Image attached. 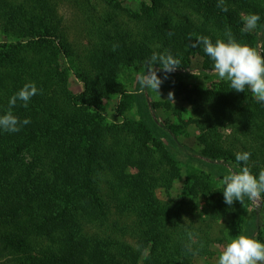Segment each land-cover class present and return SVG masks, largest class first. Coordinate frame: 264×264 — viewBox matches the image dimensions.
<instances>
[{
	"label": "trees",
	"instance_id": "trees-1",
	"mask_svg": "<svg viewBox=\"0 0 264 264\" xmlns=\"http://www.w3.org/2000/svg\"><path fill=\"white\" fill-rule=\"evenodd\" d=\"M102 1L110 10L93 21L82 54L64 32L57 0H0V115L25 83L43 89L26 108L19 100L13 108L29 124L16 133L0 129V264H195L198 256L215 255L219 222H227L219 236L226 246L248 235L254 220L244 224L247 197L227 205L223 179L172 152L147 126L139 77L153 52L166 49L181 59L179 68H214L202 47H190V36L215 41L230 28L238 42L255 47L264 0H225L227 12L217 0H143L137 10L124 0ZM248 14L260 20L242 32ZM127 71L128 87L121 82ZM203 75L219 83L162 84L185 106L150 90L152 125L166 139L216 158L236 162V153L250 152L258 175L264 103L248 88L236 92L229 81ZM72 76L80 91L71 89ZM188 232L197 241L191 251ZM257 239L264 242V224Z\"/></svg>",
	"mask_w": 264,
	"mask_h": 264
},
{
	"label": "clouds",
	"instance_id": "clouds-1",
	"mask_svg": "<svg viewBox=\"0 0 264 264\" xmlns=\"http://www.w3.org/2000/svg\"><path fill=\"white\" fill-rule=\"evenodd\" d=\"M217 7L227 12L228 7L225 0H217ZM242 32H249L256 28L260 20L258 14L242 15ZM173 33L169 32V36ZM225 39L213 41L208 36H196L195 40L190 36V47H202L203 51L214 61V72L221 80L230 82V88L236 92H243L250 89L258 103H264V52L256 47L241 44L238 42L231 29L224 33ZM119 47L113 44L112 51ZM146 74L139 77L141 90H151L160 94L161 86L169 75L175 72L181 65V59L174 56L170 50L163 53L153 52L150 58L145 61ZM159 65V67H157ZM163 72V76L159 73ZM192 74L199 76L197 72ZM43 89L38 88L35 82H28L23 85L8 102V109L5 114L0 115V129L8 133H16L29 124L30 118L21 120L13 113L17 101H21L23 107H27L31 98L42 94ZM167 99L174 101V93L169 92ZM250 152H238L235 160L241 165L239 170H232L223 177L224 202L232 206L234 202L244 203L245 197L257 204V207L264 205V169L258 175L254 174L249 167ZM190 241L187 248L192 250V245L197 241L192 232H188ZM199 247H203L200 243ZM217 264H264V242L251 235L240 234L231 239L223 248Z\"/></svg>",
	"mask_w": 264,
	"mask_h": 264
},
{
	"label": "rangeland",
	"instance_id": "rangeland-1",
	"mask_svg": "<svg viewBox=\"0 0 264 264\" xmlns=\"http://www.w3.org/2000/svg\"><path fill=\"white\" fill-rule=\"evenodd\" d=\"M58 1V10L60 15L63 18V29L65 34L68 36V40L70 43H72L73 47L77 49L80 53L84 54L87 50V47L89 45V34L91 33L92 28L94 27L93 21H98L102 18V16H105L106 13L110 10V7L107 6L105 2L102 0H57ZM143 0H124V5L132 8V9H139L140 5ZM264 37V21L260 28L256 32L255 42L258 41L262 43V35ZM1 39V38H0ZM1 41V40H0ZM259 50V48H258ZM200 68L203 66H194L190 68H182V69H191V68ZM199 76L193 75L191 72L186 71H180L176 70L175 72L171 73L169 75L168 80H183L189 83H201V84H209V83H219V82H206L207 80L204 78L203 73L197 72ZM130 71H127L125 75L122 76L121 82L124 86H129L130 84ZM163 76V75H162ZM214 80H221L219 76L216 74L214 76H211ZM220 82H227L226 81H220ZM70 87L74 91H80L82 89V83L78 82L74 76L70 79ZM140 95H141V102L143 106H145L146 103V96L144 93V90H141L140 86ZM169 91L165 90L163 86H161L160 94L158 93V97L165 100L168 97ZM145 100V102H144ZM174 105L176 106H185V103L183 102L182 98L180 96H177L174 94V101L171 100ZM144 102V103H143ZM187 110L185 112V115L188 116L189 114V106L186 105ZM152 114L154 117H157V113L152 108L151 109ZM172 118H175V116H172ZM190 130L192 132V136H195L199 133L198 128L195 126H191ZM193 140V139H192ZM187 146V145H186ZM167 147V146H166ZM190 148L189 146H187ZM168 148V147H167ZM169 149V148H168ZM191 149V148H190ZM187 162L190 164L199 167L200 169L205 170L208 174H210L212 177L223 179V177L227 174H229L232 170H239L238 167L235 165L230 164L229 162L237 164L235 161L227 160L223 157H220L219 160L226 162L223 166H217V165H206L202 161H198L195 159H189L185 158ZM241 167V165H239ZM205 168V169H204ZM158 194L161 198H165V195L162 191H158ZM259 212V220L257 224L255 225V213ZM254 216V220H253ZM253 220V222H252ZM251 225L247 226L248 235H253V233L258 232L259 225L264 224V206L257 207V204L250 201V205L248 208V214L245 221V225L248 223H251ZM227 222L222 221L219 222L216 225L215 228V234H214V242H212L211 251L215 252V255H212L208 258L203 257H196L195 264H205V262H214L217 263L219 257L217 256L218 251L221 252L223 248L225 247L222 241L220 240L222 235V232L225 233L227 230ZM128 239L133 242L132 237H128Z\"/></svg>",
	"mask_w": 264,
	"mask_h": 264
},
{
	"label": "water",
	"instance_id": "water-1",
	"mask_svg": "<svg viewBox=\"0 0 264 264\" xmlns=\"http://www.w3.org/2000/svg\"><path fill=\"white\" fill-rule=\"evenodd\" d=\"M177 70L180 71H186V72H201L207 76H214L216 75V73L214 72V68H205V67H196V68H191V69H182V68H178ZM161 76L163 75V72L161 71L159 73ZM145 96H146V103L145 106L143 108V112H142V117L145 121V123L147 124V126L153 131V133L160 139L163 141V143L174 153H176L177 155H179L180 157H185V158H189V159H195L198 161H202V162H206V163H212L215 164L217 166H223L226 162L219 160V158H216L212 155H208L202 152H197L193 149L188 148L185 144H177L173 141H170L168 139H166L164 136L160 135L156 129L154 128V126L152 125L149 117H148V112L151 108H154L151 105V92L150 90H144ZM259 212L255 213V225L257 224L258 220H259ZM253 237H255L257 239L258 237V232L253 233L252 235Z\"/></svg>",
	"mask_w": 264,
	"mask_h": 264
},
{
	"label": "built area",
	"instance_id": "built-area-1",
	"mask_svg": "<svg viewBox=\"0 0 264 264\" xmlns=\"http://www.w3.org/2000/svg\"><path fill=\"white\" fill-rule=\"evenodd\" d=\"M255 47L263 52V42L260 43L259 41L255 44Z\"/></svg>",
	"mask_w": 264,
	"mask_h": 264
}]
</instances>
